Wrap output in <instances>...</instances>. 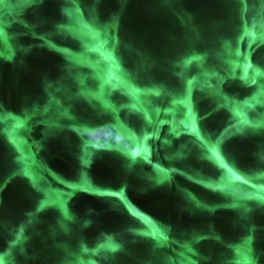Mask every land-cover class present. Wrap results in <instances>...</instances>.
I'll use <instances>...</instances> for the list:
<instances>
[{"label": "water", "instance_id": "1", "mask_svg": "<svg viewBox=\"0 0 264 264\" xmlns=\"http://www.w3.org/2000/svg\"><path fill=\"white\" fill-rule=\"evenodd\" d=\"M0 264H264V0H0Z\"/></svg>", "mask_w": 264, "mask_h": 264}]
</instances>
